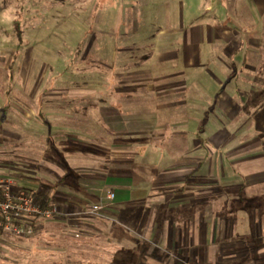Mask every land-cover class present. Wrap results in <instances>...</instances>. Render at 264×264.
<instances>
[{
	"label": "crops",
	"instance_id": "0c3cea01",
	"mask_svg": "<svg viewBox=\"0 0 264 264\" xmlns=\"http://www.w3.org/2000/svg\"><path fill=\"white\" fill-rule=\"evenodd\" d=\"M188 6L190 14L178 18L187 21L181 33L155 37L170 40L164 57L158 44L141 50L143 64L122 61V74L109 85L116 94L111 111L103 112L108 140L95 135L104 118L92 131L81 121L75 128L49 122V112L64 116L65 108L45 100L39 128L49 133L54 126L68 137L57 144V157L36 164L58 180L34 175L31 188L17 180L60 209L40 223L34 243L68 246L77 228L79 248L91 242L94 264H264V251L238 256L225 249L264 247V209L258 216L259 195L251 189L264 184V0ZM149 61L171 67L152 72ZM22 105L15 109L29 121ZM68 133L79 135V146ZM214 149L219 157L212 160ZM109 191L112 201L105 200ZM102 200L104 208L91 213Z\"/></svg>",
	"mask_w": 264,
	"mask_h": 264
},
{
	"label": "rangeland",
	"instance_id": "374dc122",
	"mask_svg": "<svg viewBox=\"0 0 264 264\" xmlns=\"http://www.w3.org/2000/svg\"><path fill=\"white\" fill-rule=\"evenodd\" d=\"M189 1L0 0V173L30 188L28 179L42 178L50 183L58 180L55 174L49 175L36 165L44 156L57 157V144L68 137L56 133L54 126H50L49 133L46 126L44 130L39 128L45 100L56 98L61 104L53 105L65 108L64 116H58V109L49 112V122L62 120L72 126L81 121V127L92 131V122H102L103 112L111 111L116 94L109 85L122 74L117 71L122 61L133 66L143 64L141 50L158 44L160 56L164 57L168 52L163 50L170 40L157 43L155 37L164 33L162 36L168 38L172 32L181 33L182 26L187 27V21L182 24L178 18L190 14ZM18 15L26 16L22 21V41L14 26ZM150 63L152 72L161 65L171 67L167 62ZM22 102L24 108L30 109L29 121L24 118V122L21 111L15 109ZM108 124L105 119L106 126H98L100 134L95 135L108 140ZM68 135L72 145L79 146V140L74 138L79 135ZM80 137L91 142L89 135ZM218 157L219 153L212 150V160ZM17 170L23 174H17ZM253 201L256 208L252 209L260 216L264 198ZM70 233V245L50 247L34 243L33 237L18 238L0 230V264H94L91 242L79 248L83 242L79 229ZM247 233L242 232L243 236ZM239 245H226V252L241 256L264 251L262 246Z\"/></svg>",
	"mask_w": 264,
	"mask_h": 264
},
{
	"label": "built area",
	"instance_id": "2783aa9c",
	"mask_svg": "<svg viewBox=\"0 0 264 264\" xmlns=\"http://www.w3.org/2000/svg\"><path fill=\"white\" fill-rule=\"evenodd\" d=\"M115 199V192L106 194V201ZM100 201L90 209L96 213L107 202ZM60 214L56 205H46L37 200V194L20 187L9 174L0 173V230L18 238L37 235L41 222L50 221Z\"/></svg>",
	"mask_w": 264,
	"mask_h": 264
},
{
	"label": "trees",
	"instance_id": "16d2710c",
	"mask_svg": "<svg viewBox=\"0 0 264 264\" xmlns=\"http://www.w3.org/2000/svg\"><path fill=\"white\" fill-rule=\"evenodd\" d=\"M14 26H15V31H16V33H17V35H18L20 41H22V40H23V31H22V18H21V15H18V17L14 20ZM40 117H41V119H42L43 121H45L44 116H43L42 113L40 114ZM4 118H5V116L2 117V119H4ZM244 189H245V188H244ZM244 189H243V190H244ZM251 189H252V190H255V191L258 193V195H259V199H261V198L263 199V198H264V184H263V185H260V186L253 187V188H251ZM245 192H246V191H245ZM46 196H47V195L44 194V193L37 194V200H38L39 202L43 203V204L51 205V204H50V199L47 198ZM249 198H250V196H249ZM243 202H245V203L247 204V202H249L248 197L245 198V199L243 200ZM245 203H244V204H245ZM52 205H54V204H52Z\"/></svg>",
	"mask_w": 264,
	"mask_h": 264
}]
</instances>
